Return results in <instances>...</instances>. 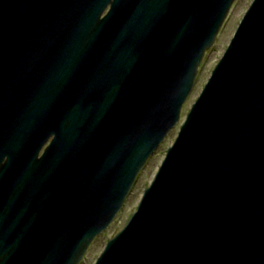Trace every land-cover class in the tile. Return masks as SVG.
<instances>
[{
	"label": "water",
	"instance_id": "obj_1",
	"mask_svg": "<svg viewBox=\"0 0 264 264\" xmlns=\"http://www.w3.org/2000/svg\"><path fill=\"white\" fill-rule=\"evenodd\" d=\"M235 1L0 0V264H79ZM94 264H264V0Z\"/></svg>",
	"mask_w": 264,
	"mask_h": 264
},
{
	"label": "rangeland",
	"instance_id": "obj_2",
	"mask_svg": "<svg viewBox=\"0 0 264 264\" xmlns=\"http://www.w3.org/2000/svg\"><path fill=\"white\" fill-rule=\"evenodd\" d=\"M252 2L253 0H236L233 4L222 29L216 35L212 46L207 49L203 55V58L198 66L193 87L182 105L179 121L168 131L159 146L149 157L144 167L136 176L135 182L126 196L121 209L116 214L109 226L99 235H97L96 238L91 242L79 264H94L97 256L103 250L107 240L124 226L129 216L135 211L144 189L150 184L162 159L164 158L167 148L172 144L177 134L179 125L183 121L191 104L200 93L204 83L210 75L212 68L221 57L231 36L234 35L239 23L241 22Z\"/></svg>",
	"mask_w": 264,
	"mask_h": 264
},
{
	"label": "flooded vegetation",
	"instance_id": "obj_3",
	"mask_svg": "<svg viewBox=\"0 0 264 264\" xmlns=\"http://www.w3.org/2000/svg\"><path fill=\"white\" fill-rule=\"evenodd\" d=\"M44 147H45V145L42 146V148L40 149V151H39V155L42 153V150L44 149Z\"/></svg>",
	"mask_w": 264,
	"mask_h": 264
},
{
	"label": "trees",
	"instance_id": "obj_4",
	"mask_svg": "<svg viewBox=\"0 0 264 264\" xmlns=\"http://www.w3.org/2000/svg\"><path fill=\"white\" fill-rule=\"evenodd\" d=\"M80 263V262H79Z\"/></svg>",
	"mask_w": 264,
	"mask_h": 264
}]
</instances>
